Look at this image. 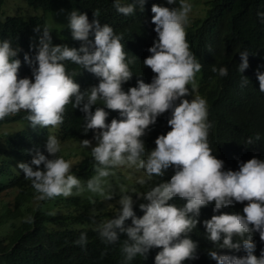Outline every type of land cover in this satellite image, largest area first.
I'll use <instances>...</instances> for the list:
<instances>
[{"label": "clouds", "instance_id": "1", "mask_svg": "<svg viewBox=\"0 0 264 264\" xmlns=\"http://www.w3.org/2000/svg\"><path fill=\"white\" fill-rule=\"evenodd\" d=\"M188 1L179 0L178 7L177 0H166L174 7L152 4L151 23L155 25L156 38L147 49L151 55L143 65L154 76L150 83L138 79L127 92L122 85L132 78L129 65L136 58H127L122 34L101 24L99 10L91 21L86 13L70 12L67 27L71 38L80 42L79 48L53 45L50 28L35 26L38 42L30 44L35 56L25 53L23 57L31 77L19 76L21 60L17 56L21 49L13 47L10 39L0 40V121L23 111L27 126L55 129L63 124L68 105L84 113L83 132L91 130L93 135L91 140H81L80 145L90 149L94 175L82 182L72 172L73 164L60 155L61 142L55 135L47 136V155L37 149L30 163L21 162L17 167L40 201L90 193V220L102 242L115 244L119 234H126L121 246L126 264L152 248L161 249L154 264H182L195 258L198 245L189 233L199 223L201 208L211 203L213 212L219 210V215L203 221L207 239L218 249L242 250L244 254L210 251L209 256L217 264H264V249L257 257V239H252L258 233L264 242V135L253 133L246 138L245 144L253 147L254 155L240 163L238 171L223 170L224 162L212 154L207 101L199 96L187 98L196 90V76L203 67L186 39V26L192 17ZM145 2L121 4L114 0L113 7L117 13L129 16L137 5L143 11ZM257 16L264 23V12ZM239 54L241 62L236 70L243 73L249 67V53L243 50ZM66 62L93 74L98 84L81 90L74 79L80 72L74 69L69 74ZM212 71L226 77L229 70L224 66L213 67ZM256 79L259 91L264 93V73L257 71ZM248 83V78L241 75V87ZM94 105L101 106L92 111ZM105 108L117 112L119 119L107 123L109 112ZM168 111L171 115L161 121L155 148L146 152L141 137L158 116ZM121 167L143 172L137 180L139 188L122 186L117 193L108 178ZM169 168L174 173L170 179L157 182ZM117 195L119 207L114 218L96 223L95 198L105 202ZM133 195L146 201L139 204L143 212L140 217L133 209ZM176 197L186 203L182 207L169 203ZM128 220L130 225H126ZM26 222L31 223L32 217ZM234 236L238 237L236 242ZM73 243L85 248L87 234L82 232Z\"/></svg>", "mask_w": 264, "mask_h": 264}, {"label": "trees", "instance_id": "2", "mask_svg": "<svg viewBox=\"0 0 264 264\" xmlns=\"http://www.w3.org/2000/svg\"><path fill=\"white\" fill-rule=\"evenodd\" d=\"M4 1L0 0V40L10 39L13 47L21 49L17 56L21 60V78L31 77V70L24 63L23 57L25 53L30 57L35 56V49H30V44L38 42L33 29L35 26L49 27L45 19L46 12L54 6L77 8L78 12L86 13L91 21L93 13L99 10L101 24H108L115 33L122 34L121 42L127 58H136L129 65L132 78L122 85L125 92L129 87H135L138 79L150 83L154 76L151 69L143 65V60L151 55L147 49L156 38L153 30L155 25L151 23L152 4L175 6L167 5L166 0H146L143 11L137 5L134 14L124 16L116 12L114 0H25L32 8H40L42 13L29 16L6 14L1 18ZM120 2L127 4L132 0ZM202 4L203 14L198 17L189 16L186 26L190 51L203 65L196 76L197 88L187 98L191 100L199 96L207 101L208 120L212 124L208 137L212 154L224 162L223 170L238 171L240 163L252 159L254 155L253 147L245 144L246 138L253 133L264 135V93L259 91L256 79L257 71L264 73V23L257 16L258 12H264V0H205ZM176 6H179V0ZM49 28L53 45L80 47V42L71 38L68 27ZM243 50L249 53V67L243 73H238L236 69L241 62L239 53ZM224 66L229 70L226 77H220L212 71L213 67L219 69ZM66 67L69 74L74 69L80 72L74 79L81 90L99 82L93 74L79 69L71 62H66ZM241 75L249 80L245 87H241ZM189 89L191 91V85ZM97 106L101 105H94L92 111ZM104 110L109 112L107 123L113 118L119 119L117 112L106 108ZM167 114L171 115L170 111L158 116L156 123L147 131L145 136L149 146L155 145V139L161 135L160 124ZM25 115L22 111L15 116L6 117L0 121V127L6 123L26 122ZM84 123V113L68 105L64 122L58 128L37 127L33 130L23 125L24 127L14 132H9L12 130L8 127L3 128L5 145L4 156L0 160V226H7L0 230V264H126L121 253L123 241L127 239L126 234H119V241L115 244L102 242L94 230L95 225L87 224L91 221L89 200L71 196L64 201L65 209H59L57 213L50 212L49 207L43 209L45 200L36 198L37 194L17 167L21 162L30 163L37 149L47 155L44 146L49 135H55L60 142L92 139L91 130L87 134L83 132ZM62 156L65 159L67 157ZM82 167L87 168L86 171L90 173L94 171V162L84 160ZM4 195L11 196L12 202L5 203L2 199ZM33 200L35 201L32 202ZM169 203L182 207L186 201L176 197ZM213 208L214 203L201 208L199 223L189 233V238L198 245L195 258L187 259L182 264H217L209 256L210 251L237 256L244 254L242 250L233 252L218 249L207 239L203 221L219 215V210L213 212ZM133 209L137 217L143 215L139 207L133 206ZM105 210L106 212H97L96 223L104 215L107 216L105 220L114 218L115 211ZM28 217H32L31 223L26 222ZM130 224L131 220L126 221V225ZM82 232L88 237V243L83 249L73 243ZM253 238L257 239L254 254L259 257L264 249V242L260 241L258 233H254ZM237 239L234 236L233 242ZM160 250L152 248L145 256H137L127 264H154L155 255Z\"/></svg>", "mask_w": 264, "mask_h": 264}, {"label": "rangeland", "instance_id": "3", "mask_svg": "<svg viewBox=\"0 0 264 264\" xmlns=\"http://www.w3.org/2000/svg\"><path fill=\"white\" fill-rule=\"evenodd\" d=\"M205 0H189L188 3L192 5V10L189 13L192 17L195 16H200L203 14V9L204 5L202 2ZM77 10V8H70V9H64L59 6H54L52 9L48 12H46V22L51 27L52 29H60L61 27H67L68 24V16L71 11ZM2 15L1 18H3L6 14H19L23 16H29L32 14H37L40 15L42 13V10L40 8L34 9L31 6H29L25 0H5L4 4L2 6ZM25 125L26 128H30L27 126V121H18V122H13V123H6L0 127V160H2V157L4 156L3 149L5 145V138L2 136V131L3 128H9V132H14L18 129H21ZM37 129V128H35ZM33 129V130H35ZM143 140L144 146H145V151H150L155 148V145L149 146L147 142V137L143 136L141 137ZM84 140V139H82ZM91 140V139H89ZM81 140H66L64 142H61V154L66 155V160H69L73 164L72 172L83 181H86L89 179L92 175H94V171H91L90 173L86 171L87 168L82 167V163L84 160L90 161V163L94 162L93 160H90V149H85L82 148L80 145ZM95 142L93 141V144ZM89 158V159H86ZM11 159V158H10ZM114 175L110 176L108 179L112 183L113 188L119 193V189L123 187H128V186H136L139 188V185L137 184V180L143 176L142 171H137L135 168L129 169L127 167H121L114 169ZM173 169L169 168L165 175L161 178H158L157 182L161 181H167L170 179V177L173 175ZM143 190V189H141ZM91 194L88 192H84L81 195H73V196H80L82 199L89 200L88 197ZM71 197V196H70ZM133 200L136 201L134 206L139 207L140 203H145L146 201L137 200L136 196L133 195ZM2 199L4 200L5 203L7 202H12L11 196H3ZM67 198L64 197H56L54 199L50 200H45L43 209L44 208H50V212L52 213H57L59 209H65L64 201H66ZM96 209L98 210L97 212H106L105 209H109L110 211H116V207H119V205L116 203L117 200L119 199V196L117 195L113 200L111 201H105L101 202V198L96 197ZM33 200L32 202H34ZM3 202V203H4ZM11 205V204H10ZM89 209L93 207V205L90 203ZM1 207V205H0ZM2 211H0L1 213ZM107 216H102L99 218V223L105 221ZM87 224H92V222H88ZM7 225L0 226V230L2 228H6Z\"/></svg>", "mask_w": 264, "mask_h": 264}, {"label": "bare ground", "instance_id": "4", "mask_svg": "<svg viewBox=\"0 0 264 264\" xmlns=\"http://www.w3.org/2000/svg\"><path fill=\"white\" fill-rule=\"evenodd\" d=\"M237 152V151H236ZM237 155V154H236ZM242 157H244V156H242Z\"/></svg>", "mask_w": 264, "mask_h": 264}]
</instances>
